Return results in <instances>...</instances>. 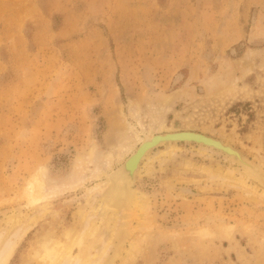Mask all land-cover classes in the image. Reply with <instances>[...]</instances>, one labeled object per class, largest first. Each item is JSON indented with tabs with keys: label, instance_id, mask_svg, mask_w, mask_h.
I'll use <instances>...</instances> for the list:
<instances>
[{
	"label": "rangeland",
	"instance_id": "obj_1",
	"mask_svg": "<svg viewBox=\"0 0 264 264\" xmlns=\"http://www.w3.org/2000/svg\"><path fill=\"white\" fill-rule=\"evenodd\" d=\"M155 113L264 161V0H0V225L32 213L22 194L39 166L55 179L80 163L88 172L93 144L99 160L116 153L131 144L125 123ZM180 144L140 181L152 223L135 216L140 251L126 264H264V201L217 177L229 165L221 156ZM83 194L54 197L10 264L43 228L81 226Z\"/></svg>",
	"mask_w": 264,
	"mask_h": 264
},
{
	"label": "bare ground",
	"instance_id": "obj_2",
	"mask_svg": "<svg viewBox=\"0 0 264 264\" xmlns=\"http://www.w3.org/2000/svg\"><path fill=\"white\" fill-rule=\"evenodd\" d=\"M164 118L160 113H155L151 122L146 125L138 118L135 122L127 121L123 134L131 144L119 143L114 148L116 153L104 152L100 156L101 160L98 157V145L93 144L86 155L89 163L86 166L91 165V168L86 167L88 172L79 170L84 168L80 163L78 166L76 164L77 171L74 167V173L55 179L49 175L46 165L39 166L25 181L22 194L28 207L34 206L32 213L20 218L10 210L11 213L7 212L0 225V264H10L19 243L40 217L47 213L52 199L74 189L84 192L81 197L84 199L83 204L87 206L75 213L82 220L81 226L77 227L74 223L64 225L61 234L52 232L57 226L51 231L49 226L43 228L21 254L20 264H28L27 258L35 255V252L41 259L40 264H126L135 259L140 251L134 240L135 216L141 218L143 229H150L153 214L150 197L140 189V181L149 173L148 165L151 161L171 156L180 143H195L200 152L221 156L229 165L226 174L217 177L264 201L263 160L245 155L229 140L224 141L190 129H172L165 124ZM81 158L83 157H78L76 162L79 163ZM52 216L58 217V211L54 209ZM207 228L198 227L193 230V234L209 235L212 232ZM219 228L221 234L229 235L230 225H221ZM139 233L140 230L137 234ZM151 236V232L140 235L141 239ZM91 237L98 238L99 249L95 250L93 244L88 242ZM76 246L79 247L77 252L74 251Z\"/></svg>",
	"mask_w": 264,
	"mask_h": 264
}]
</instances>
